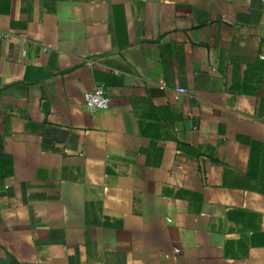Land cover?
<instances>
[{
    "label": "crops",
    "instance_id": "1",
    "mask_svg": "<svg viewBox=\"0 0 264 264\" xmlns=\"http://www.w3.org/2000/svg\"><path fill=\"white\" fill-rule=\"evenodd\" d=\"M263 52L264 0H0V264H264Z\"/></svg>",
    "mask_w": 264,
    "mask_h": 264
},
{
    "label": "built area",
    "instance_id": "2",
    "mask_svg": "<svg viewBox=\"0 0 264 264\" xmlns=\"http://www.w3.org/2000/svg\"><path fill=\"white\" fill-rule=\"evenodd\" d=\"M264 57V52L260 55ZM178 92H182L183 89H177ZM84 101L87 108L90 110L105 109L109 106V98L105 94L102 86H96L92 91L86 92L84 95Z\"/></svg>",
    "mask_w": 264,
    "mask_h": 264
}]
</instances>
